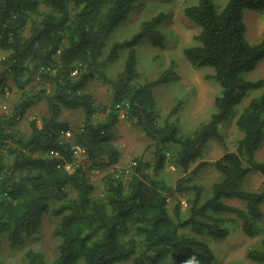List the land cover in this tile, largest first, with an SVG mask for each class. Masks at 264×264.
<instances>
[{
  "label": "trees",
  "instance_id": "obj_1",
  "mask_svg": "<svg viewBox=\"0 0 264 264\" xmlns=\"http://www.w3.org/2000/svg\"><path fill=\"white\" fill-rule=\"evenodd\" d=\"M143 2L0 0V99L6 90L14 94L9 108L0 107V251L4 240L17 248L36 235L44 214L58 219L56 257L48 261L40 249H27L19 264H184L192 256L212 264L207 238L225 239L229 224L250 238L263 231L264 158L255 155L264 137V78L251 73L264 60V30L250 42L244 11L264 13V0H227L220 11L214 0H196L184 8L199 32L182 54L193 67L210 68L219 87L209 118L191 135L176 127L180 103L163 115L153 93L180 79L175 62L159 78L138 81L137 46L163 41V15L104 51L109 35ZM121 49L124 63L112 78L106 67ZM94 81L110 89L103 102L90 90ZM39 101L47 111L29 120L26 134L17 125ZM63 109L81 111L82 121L64 118ZM231 117L239 132L232 151L220 130ZM122 122L151 141L154 156L135 157L127 174L116 167ZM211 140L223 153L211 163L220 178L206 192L198 175L209 163L201 159ZM73 144L85 159L66 172L58 166L73 161ZM166 163L180 174L174 185L160 175ZM92 170L104 174L103 197L93 194ZM250 173L262 176L258 189L245 187ZM245 256L264 264V238Z\"/></svg>",
  "mask_w": 264,
  "mask_h": 264
},
{
  "label": "rangeland",
  "instance_id": "obj_2",
  "mask_svg": "<svg viewBox=\"0 0 264 264\" xmlns=\"http://www.w3.org/2000/svg\"><path fill=\"white\" fill-rule=\"evenodd\" d=\"M227 0H214L215 8L220 11ZM196 0H172L169 2L161 0H144L143 6L135 8L133 12L121 22L107 39V46L104 51L107 53L109 46L115 41L128 40L140 28L143 21L149 20L157 15H163L164 20L159 26V31L163 35V41L158 45L151 43L148 39H144L137 46V69L139 72V83L144 84L159 78L168 68L171 61L175 62L174 72L179 76L178 81H170L163 83L153 90L154 97L158 108L162 114H168L172 107L178 103L176 119V127L179 128L184 135H191L196 127L209 118L213 108V101L219 92V87L210 76L213 71L210 68L193 67L183 56L184 47L193 43V38L198 34L199 29L190 22L183 10L186 6L194 4ZM43 10H45L43 8ZM244 22L247 27L246 37L252 43H257L264 30V13L245 10ZM126 49H121L119 58L114 64L106 67V73L114 78L122 69L125 59ZM251 78H264V60L260 62L251 73ZM90 90L94 93L99 101H104L109 94V87L103 85L99 81L90 84ZM14 100V94L9 96L0 103L10 106ZM9 110V109H8ZM46 105L43 101L37 102L31 107L27 115L17 125L18 129L28 134L30 133L28 122L33 118H40L46 112ZM72 123L78 124L82 121L81 111L65 110L63 114ZM235 117H231L222 127L223 134L228 146V150L235 149L236 139L239 132L235 125ZM120 125L118 133H116L115 144L120 148L122 154H128L124 157V165L127 167L134 158L143 156L152 162L153 147L151 141L146 138L137 128L132 125L127 126L124 122ZM223 153V149L211 140L205 148L202 156L203 162H209L204 166L198 180L203 182L206 192L209 191L211 184L220 178L219 173L211 164ZM256 160L261 161L264 158V137L260 147L255 155ZM162 178L166 179L172 185L180 175L171 164H165L160 170ZM89 178L93 183L94 196H104V174L89 172ZM262 184V176L258 173H250L244 182L245 187L249 189H258ZM182 198V197H181ZM228 204L238 207H244V203L236 199H225ZM170 200V206L173 205ZM185 208L184 202L182 209ZM263 211V219L261 226L262 233L250 238L244 235L239 224H229V235L225 239L207 238L205 241L213 250L214 261L212 264H228L230 262L236 264H257L249 260L245 254L247 250L259 246L260 240L264 238V204L261 206ZM58 219L52 214L46 213L42 217L41 225L36 235L25 237L21 245L17 248L9 247L4 240L0 256L1 264H19L22 253L27 249H40L46 259L51 261L56 257L58 240L53 235V230Z\"/></svg>",
  "mask_w": 264,
  "mask_h": 264
},
{
  "label": "built area",
  "instance_id": "obj_3",
  "mask_svg": "<svg viewBox=\"0 0 264 264\" xmlns=\"http://www.w3.org/2000/svg\"><path fill=\"white\" fill-rule=\"evenodd\" d=\"M9 94H10V92L8 90H6L5 93H4V95H3V97H2V99H0V100L6 99L9 96ZM1 102L2 101H0V103ZM1 107H2L3 110L6 109V106L5 105H2ZM121 117H123V115H121ZM65 136L66 137H70V133L69 132H66L65 133ZM71 150H72V155H73V161L70 162V163H64V164H61V165L58 166L59 168L64 169L66 172H71L72 169H73V167L76 164H78L80 161H82V160L85 159V157H84V151L78 145L73 144L71 146ZM51 154L53 156H57L58 155L57 153H53V152ZM133 165H135V163H133ZM91 172L92 173H97V170H92ZM128 172H129V169L126 170V173H128Z\"/></svg>",
  "mask_w": 264,
  "mask_h": 264
},
{
  "label": "clouds",
  "instance_id": "obj_4",
  "mask_svg": "<svg viewBox=\"0 0 264 264\" xmlns=\"http://www.w3.org/2000/svg\"><path fill=\"white\" fill-rule=\"evenodd\" d=\"M133 163H135L134 161L131 163V165L129 164L126 168H125V171L127 170V169H129V172H130V170L132 169V165H133ZM128 172V173H129ZM97 173H98V171H97ZM127 174V173H126ZM184 264H199V261L195 258V256H192V257H190V258H188V259H186L185 261H184Z\"/></svg>",
  "mask_w": 264,
  "mask_h": 264
},
{
  "label": "crops",
  "instance_id": "obj_5",
  "mask_svg": "<svg viewBox=\"0 0 264 264\" xmlns=\"http://www.w3.org/2000/svg\"><path fill=\"white\" fill-rule=\"evenodd\" d=\"M66 109H63L62 110V114H64V111H65ZM127 126H128V124H126ZM120 127L121 126H119V129H120ZM120 149V148H119ZM120 153H121V150H120ZM124 157L125 158H127L128 157V154H122L121 153V156H120V159H119V162L117 163V165H116V167L117 168H120L121 166H123L124 165V163H125V161H124ZM146 158V157H145Z\"/></svg>",
  "mask_w": 264,
  "mask_h": 264
},
{
  "label": "water",
  "instance_id": "obj_6",
  "mask_svg": "<svg viewBox=\"0 0 264 264\" xmlns=\"http://www.w3.org/2000/svg\"><path fill=\"white\" fill-rule=\"evenodd\" d=\"M160 158H161V156H159V160H160ZM159 160H158V162H159ZM153 170H154V167H152V168L150 169V173H152Z\"/></svg>",
  "mask_w": 264,
  "mask_h": 264
}]
</instances>
